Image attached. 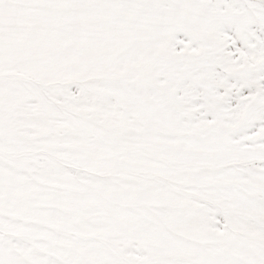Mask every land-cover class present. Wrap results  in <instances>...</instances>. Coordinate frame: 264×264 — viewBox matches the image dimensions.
<instances>
[{
    "label": "snow or ice",
    "instance_id": "1",
    "mask_svg": "<svg viewBox=\"0 0 264 264\" xmlns=\"http://www.w3.org/2000/svg\"><path fill=\"white\" fill-rule=\"evenodd\" d=\"M0 264H264V0H0Z\"/></svg>",
    "mask_w": 264,
    "mask_h": 264
}]
</instances>
